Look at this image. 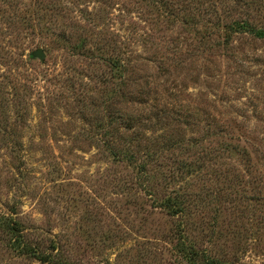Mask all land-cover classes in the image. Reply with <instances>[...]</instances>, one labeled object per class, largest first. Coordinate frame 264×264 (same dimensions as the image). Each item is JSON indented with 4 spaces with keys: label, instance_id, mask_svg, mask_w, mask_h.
Masks as SVG:
<instances>
[{
    "label": "rangeland",
    "instance_id": "rangeland-1",
    "mask_svg": "<svg viewBox=\"0 0 264 264\" xmlns=\"http://www.w3.org/2000/svg\"><path fill=\"white\" fill-rule=\"evenodd\" d=\"M0 264H264V0H0Z\"/></svg>",
    "mask_w": 264,
    "mask_h": 264
},
{
    "label": "water",
    "instance_id": "water-1",
    "mask_svg": "<svg viewBox=\"0 0 264 264\" xmlns=\"http://www.w3.org/2000/svg\"><path fill=\"white\" fill-rule=\"evenodd\" d=\"M33 56H34L35 58H39V59H41V60H44L46 54H45V51H44L43 49L39 48V49H37V50H35V51L33 52Z\"/></svg>",
    "mask_w": 264,
    "mask_h": 264
}]
</instances>
